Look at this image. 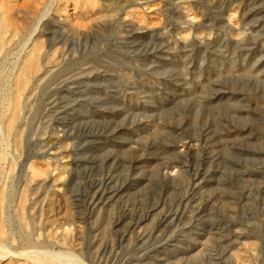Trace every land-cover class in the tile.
Here are the masks:
<instances>
[{
    "label": "rangeland",
    "instance_id": "374dc122",
    "mask_svg": "<svg viewBox=\"0 0 264 264\" xmlns=\"http://www.w3.org/2000/svg\"><path fill=\"white\" fill-rule=\"evenodd\" d=\"M0 11V264H264V0Z\"/></svg>",
    "mask_w": 264,
    "mask_h": 264
},
{
    "label": "bare ground",
    "instance_id": "6f19581e",
    "mask_svg": "<svg viewBox=\"0 0 264 264\" xmlns=\"http://www.w3.org/2000/svg\"><path fill=\"white\" fill-rule=\"evenodd\" d=\"M1 12V11H0ZM9 19V18H8ZM11 19V18H10ZM36 67V66H35ZM15 109V111H14V113H15V115L14 116H16V114H18L19 113V110H18V108H14ZM6 124V123H5ZM11 125V124H10ZM44 252V251H43ZM53 255V254H52ZM59 261V260H58ZM69 262H70V260H69ZM40 263V262H39ZM60 263V262H59ZM67 264H68V262H67Z\"/></svg>",
    "mask_w": 264,
    "mask_h": 264
}]
</instances>
